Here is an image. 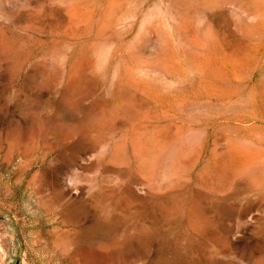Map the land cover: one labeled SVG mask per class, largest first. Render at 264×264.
Listing matches in <instances>:
<instances>
[{
  "label": "rangeland",
  "instance_id": "obj_1",
  "mask_svg": "<svg viewBox=\"0 0 264 264\" xmlns=\"http://www.w3.org/2000/svg\"><path fill=\"white\" fill-rule=\"evenodd\" d=\"M0 264H264V0H0Z\"/></svg>",
  "mask_w": 264,
  "mask_h": 264
}]
</instances>
